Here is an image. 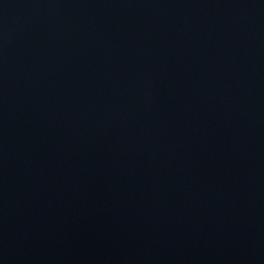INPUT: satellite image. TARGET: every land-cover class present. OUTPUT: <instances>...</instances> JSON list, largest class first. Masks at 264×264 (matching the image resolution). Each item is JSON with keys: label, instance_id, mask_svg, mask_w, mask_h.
I'll use <instances>...</instances> for the list:
<instances>
[{"label": "water", "instance_id": "water-1", "mask_svg": "<svg viewBox=\"0 0 264 264\" xmlns=\"http://www.w3.org/2000/svg\"><path fill=\"white\" fill-rule=\"evenodd\" d=\"M0 264H264V0H0Z\"/></svg>", "mask_w": 264, "mask_h": 264}]
</instances>
